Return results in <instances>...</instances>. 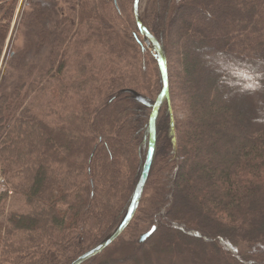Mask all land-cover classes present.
<instances>
[{
	"label": "trees",
	"instance_id": "obj_1",
	"mask_svg": "<svg viewBox=\"0 0 264 264\" xmlns=\"http://www.w3.org/2000/svg\"><path fill=\"white\" fill-rule=\"evenodd\" d=\"M133 1L27 0L0 84L1 183L23 205L0 264H71L128 214L163 87ZM19 2L0 0V60ZM141 20L170 82L128 228L148 229L85 264H264V0H147Z\"/></svg>",
	"mask_w": 264,
	"mask_h": 264
},
{
	"label": "water",
	"instance_id": "obj_2",
	"mask_svg": "<svg viewBox=\"0 0 264 264\" xmlns=\"http://www.w3.org/2000/svg\"><path fill=\"white\" fill-rule=\"evenodd\" d=\"M140 3H141V0H134L133 11H134L135 19L137 21L141 34L153 45V49H154L153 53L155 55V58L157 59L160 72L162 75V80H163L162 90L152 107V112L150 116V144H149V152L147 156V161L143 169L139 184L136 188L128 214L126 215L121 225L118 228H116L114 232L108 238H106L101 244L87 251L86 253H84L82 256L77 258L71 264H85L89 260L102 254L116 240H118L123 235V233L129 228L140 206V203H141V200L144 194V190H145L147 181L149 179V175H150L151 168L153 165V160H154L155 150H156V141H157V127H156L157 117H158V113H159V110H160V107L163 101L165 99H169L170 97V91H169L170 82H169L168 61H167L165 50L161 42L153 34H151L147 30V28L144 26L141 20ZM152 233H153V230L145 234L141 238V242H144Z\"/></svg>",
	"mask_w": 264,
	"mask_h": 264
},
{
	"label": "rangeland",
	"instance_id": "obj_3",
	"mask_svg": "<svg viewBox=\"0 0 264 264\" xmlns=\"http://www.w3.org/2000/svg\"><path fill=\"white\" fill-rule=\"evenodd\" d=\"M26 2H27V0H20L19 6L16 10L15 17L13 19V23H12V26H11V29H10V32L8 35V39L6 41L5 49L3 51V54H2V57L0 60V84L2 81V83L4 82V85H5L7 80H11L12 75H13V77H14V75H16L10 69L11 61H10L9 53L10 52H19V51H21L22 47H24L25 39H24V36H22L18 32V28L20 26V20H21L22 14L24 12ZM23 4H24V6H22ZM133 4H134V1H133ZM146 5H147V0H141L140 13H142V11L145 9ZM21 8H22V11H21ZM61 8L63 9V6H60V9ZM118 10L120 11L119 8H118ZM132 11H133V5H132ZM125 20H126L125 17L122 16V21L125 22ZM121 30H123V29L121 28ZM143 39H144L145 45L147 46L148 50L154 55L153 45L144 36H143ZM174 42L177 43V40L175 37H174ZM208 53H210V52H208ZM177 68L179 69V66ZM1 168L2 167L0 165V170H1ZM18 199L20 202H22L21 198L18 197ZM21 205L22 204L17 202L16 196H11L7 200H3V201L0 200V224H3L6 227L7 219L9 218L10 213L14 210L16 211L17 209H19ZM135 221H136V223L134 222L135 224L133 225V228L128 229L127 232L125 231L126 233L124 232L123 236L120 237V239L116 240L102 254H104L105 252H108V253H111L112 255H120V254L122 255V253H121L122 249L125 247V244H123V242L127 243V242L131 241V243L133 244L132 241H135L138 238L139 234H141V232H144L145 230L148 229L146 223H141L137 219ZM161 226H163L164 229H166L165 231H170L167 229V227L165 225H161ZM160 230H163V228L161 227ZM113 232H114V230L107 236V238ZM170 233L171 232H168V234H167V237H168L167 240H168V242H173V239H172ZM159 261H161V262L157 263L158 261L155 260V262H156L155 264H190L188 261L183 260V259H179V258L177 259V258H167V257L163 258V257H161ZM216 261H218V264L221 263L220 257H217Z\"/></svg>",
	"mask_w": 264,
	"mask_h": 264
},
{
	"label": "built area",
	"instance_id": "obj_4",
	"mask_svg": "<svg viewBox=\"0 0 264 264\" xmlns=\"http://www.w3.org/2000/svg\"><path fill=\"white\" fill-rule=\"evenodd\" d=\"M1 170H0V197L2 194H8L9 197L13 196V191L5 184H2L1 181Z\"/></svg>",
	"mask_w": 264,
	"mask_h": 264
}]
</instances>
